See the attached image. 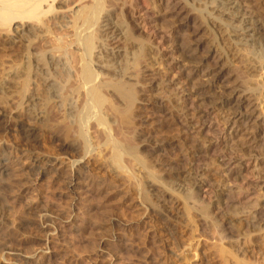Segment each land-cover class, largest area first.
Masks as SVG:
<instances>
[{
	"label": "rangeland",
	"instance_id": "rangeland-1",
	"mask_svg": "<svg viewBox=\"0 0 264 264\" xmlns=\"http://www.w3.org/2000/svg\"><path fill=\"white\" fill-rule=\"evenodd\" d=\"M242 1L253 7L264 37V0ZM124 2L111 10L139 58L130 61L128 78L115 81L129 82L135 92L130 120L120 113L127 102L122 105L116 91L114 106H104L111 110L108 126H97L83 119L81 102V116L47 106L34 121L22 109L28 92L0 89V167L7 168L0 173V264H225L226 235L233 264H264V67L249 74L244 58L230 61L217 32L183 0ZM0 49L3 80L16 52ZM190 49L197 61L186 57ZM202 57L214 75L208 82L200 74L205 67L196 65ZM112 106L122 108L116 113ZM35 157L60 163L37 176ZM190 191L195 202L187 198Z\"/></svg>",
	"mask_w": 264,
	"mask_h": 264
},
{
	"label": "bare ground",
	"instance_id": "bare-ground-1",
	"mask_svg": "<svg viewBox=\"0 0 264 264\" xmlns=\"http://www.w3.org/2000/svg\"><path fill=\"white\" fill-rule=\"evenodd\" d=\"M119 1L120 0H0V46L2 47V49L6 50L8 52L11 50H14V52H16L15 54L11 55V56L15 55L14 56L15 59L12 60L13 59L12 58L11 59L12 61L10 60L12 62L13 68H11V71L9 70V72H7L6 74H2V75H4V78L1 75L3 80L1 78H0V80L4 81V82H2V85L0 84L1 85L0 89L2 90L1 92L4 94L6 92L9 93L10 91H13V90H15L21 94L28 92L29 96L26 98V100L24 102V108H22V109H24V112H26L30 116L31 115H32V117L34 116V118H33L34 121H35V119L38 121V120H41L43 118V113H44L43 109L45 107L47 108V106H48V108H50V111L59 112V113L62 112L63 115H65V117L66 116L68 117L69 114H70V116L73 114V116L76 118V114L78 112L77 111L78 110L77 109V103L81 102V104H82L81 108H84V112L87 111L86 112L87 117L86 118L80 117V118L85 119L86 122H88L89 120L90 121L92 120L95 122V124L97 126H103L106 124L105 117L107 116L108 112L111 111L108 108H109V106L113 105L110 103V102H112L111 98H114V99L117 98V95L114 94L116 91V93L119 96L118 99L120 100V101L119 100L118 101L121 102V104L123 102L128 103V104L126 103V106L124 103L122 104L126 108L123 107V110H121L120 113H121L122 117L125 116V119L129 118V120H130V117H128V113L132 112V111H130V107L132 106L131 103L134 100L133 99L134 98V94H133L134 91H132V89L130 88L132 85L130 87H127L128 85H130V84H128L129 82L122 84V82L120 83V82H115V81L116 80L122 81L123 79L128 78V76H126V75L128 74L129 67H131L129 65L132 62H130V61H132V60L135 61L138 57L134 58V56H136L137 53L132 51V49H134V48H132V47L130 48L128 46V43H127L128 39L126 38V36L128 35V34L126 35L127 28H124L123 22H121V21H115L116 23L113 22L114 18H113V11L111 10V7L113 5L116 6V4L119 3ZM122 1H123V3H125L124 0H122ZM183 1L186 2V5L190 8V9L189 8L188 9L191 10V13L193 11V12H195V14L200 15L201 17L203 16L202 19L206 20V22L210 26V29H212V31H214V33H215V31L217 32V35L219 37V41H218L219 43L218 44H220L222 49L220 48V46H219V48L222 51H223V49L227 50L225 52V54L230 52L229 55L232 57L231 58L228 56L230 58V61H232V60L235 61L236 58H240V59L244 58L242 60H244V62L246 63V65H245L247 67L246 72L249 71V74H252L253 72H256V73L261 72L262 73L263 67H264L263 66L264 65V37H262L263 34L261 31H263V28H262L263 26H262V23L260 22V20L258 19V17L255 15V12L253 11L252 6H251L252 7L251 8L248 4L245 3L246 1L244 2L242 0H183ZM143 9H145V7H143ZM120 14H121V12H120ZM201 17H199V18H201ZM120 20H121V18H120ZM204 25H206V24H204ZM128 42H130V41H128ZM126 45L128 46V48H125V47H127ZM120 46L125 48V49L123 48L124 51L121 49ZM128 49H130V50H128ZM195 53H196V51H195ZM195 53L193 52V50L190 49L186 53L187 56L186 55L185 56L189 57V59L192 58V59L196 60L198 58V56L196 57ZM218 53L220 54V52H218ZM219 54H217V56ZM221 55H223V54H221ZM235 55H236V57H235ZM223 57H224V55H223ZM200 58H201V56L199 57V59ZM224 61L226 62V60H224ZM135 62H137V61H135ZM135 62H133V63H135ZM204 62H205V59L203 58V60L202 59L200 61L198 60V64L196 62V65H197V68L202 67V66L205 67V71L202 68L203 73H200V74H202L204 81H207V80L211 79L212 76H214V75H212V69L210 67L209 68L206 67L207 65L205 66V64L207 62L206 63H204ZM225 62H224V64H225ZM240 62H241V60H240ZM133 63H132V68L134 65ZM231 63H233V62H231ZM10 66L11 65H9V67ZM218 68H220V67H218ZM222 68H224V67H222ZM195 69H196V67H195ZM220 71H221V69H220ZM0 74H1V72H0ZM250 76H252V75H250ZM253 76H254V74H253ZM129 77H131V76H129ZM200 77H201V75H200ZM219 77H221V74L219 75ZM212 79H214V78H212ZM248 79H250V78H248ZM204 81H201V82H204ZM113 82H115V83H113ZM210 82H211V80H210ZM198 83H199V81H198ZM211 86H213V85H211ZM112 89H114V90H112ZM206 92H207V90H206ZM204 94L205 93H202L203 97H201L203 99L206 98V96H207V95L204 96ZM198 95H200V92H198ZM198 97H200V96H198ZM121 98L123 99V101ZM108 99H110V100H108ZM245 99H247V98H245ZM245 99L243 98V100H245ZM248 99L246 101H248ZM250 100H252V99H250ZM106 102L108 104L109 103L111 104L108 106V108L105 107L106 109L109 110V111H107L105 109V111H107V113L104 112V106H106L105 105ZM204 102H205V99H204ZM251 102H253V101H251ZM134 103H135V101H134ZM247 104H248V102H247ZM248 106H250L249 107L250 110L253 109L252 108L253 105H251V103ZM112 107H110V108L112 109V111L114 108V112H116L115 109L120 110L122 108V107L117 108V106H116V108L115 107L112 108ZM81 108L79 107L80 110L78 112V116L79 115L81 116V114H79L82 112L81 110H83ZM251 111H253V110H251ZM67 113H69V114L67 115ZM55 114L58 115L57 113H55ZM130 114H129V116H131ZM250 115H249V117H250ZM112 117H113V115H112ZM78 119H79V117H78ZM78 119H77V121H75V120L74 121L78 123V121L82 120V119H80V120H78ZM245 119H246V117H245ZM65 120H67V119H65ZM85 120H84V123H86ZM2 121H0V126L2 124ZM74 121H73L72 127L74 126ZM68 122H70V120ZM111 124H112V122H111ZM130 124H131V122H130ZM68 125H69V123H68ZM82 125H83V123H82ZM106 125L108 126V124H106ZM127 125H128V123H127ZM78 126L80 127V124H78ZM87 126H89V125L87 124ZM87 126L85 125V127H87ZM76 127H77V125H76ZM93 128H95V127H93ZM77 129H78V127H77ZM61 130L64 131L63 129H61ZM97 130H98V128H97ZM103 130H104V128H103ZM100 131H101V129H100ZM32 132H34L33 128H30L26 131L24 130L23 131L24 136H22V137H24L25 139L26 138L29 139V137L32 135ZM76 133H79V132L76 131ZM102 135H104L103 132H102ZM67 136H65V138ZM73 136H76V135H73ZM78 137H82V135L81 136L78 135L77 138ZM253 137H255V136H253ZM66 139H64V140H66ZM82 139H83V137H82ZM88 139H90V138H88ZM67 140H69V138ZM83 140L81 141L82 143H83ZM72 141H74V140H72ZM75 141H77V140H75ZM84 141H86V140H84ZM106 142H105V145H107ZM71 144H72V142H71ZM84 144H86V142ZM87 144H88V142H87ZM126 144H128V143H126ZM108 146H111V145H108ZM116 146H117V144L113 145L112 147H116ZM88 148H89V146H88ZM115 150H116V152L115 153L113 152L115 154V158L120 157L117 147ZM90 151H89V155H91ZM128 151H129L128 154H130L132 156L134 151L129 146L127 147V152ZM136 156H137V154H136ZM136 156L134 154L132 156L133 159H137L138 157L136 158ZM129 159L131 160V158H129ZM139 159H140V157H139ZM53 160H56V159H53ZM59 163L60 162H57V161H54L52 163L51 161H49V162L44 161L41 157H35L32 159L31 165H32V168L37 172V176L38 175L40 176V175H45V173L49 169L53 168V170H55L54 169L55 166ZM135 163H138V161ZM1 165L2 166L0 167V173L2 174V173H5L7 168L4 167L5 164H1ZM61 165H62V167L61 166L60 167L63 168L66 164L63 166V164L61 163ZM78 165L79 164L73 163V164H71V168H75ZM57 167H59V165ZM61 168H60V170H61ZM56 169H58V168H56ZM4 175L6 176V174H4ZM149 175H152V174H149ZM77 176L78 175H75V174L71 175V184L72 185H74L73 182L75 181ZM262 194H263V192H262ZM144 197L146 198V195ZM187 198L188 199L191 198V200H192L195 198V196H193L191 194V191H190V193L187 194ZM195 200H196V198H195ZM192 201L195 202L194 200H192ZM204 213H203V215H205ZM254 216L255 215H253L251 218H257ZM256 220L257 219H255V221ZM227 221H229V219ZM252 221L254 222V219ZM252 221L249 217L248 218L249 226L251 228H254L256 223H255V225L254 224L252 225ZM242 222H244V221H242ZM239 227H241V226H239ZM216 229H217V226H216ZM259 230H260V228H259ZM262 231L261 232L264 236V229ZM220 236H221V234H220ZM223 238L225 240H227L228 249H225V251H223L224 249L222 250V252L224 254L222 257H224L225 264H233L232 260H234V254L232 251V243H231L232 237H231V235L230 236L226 235V237L224 236ZM221 240L224 241L223 239H221ZM260 249H261V245H260ZM25 258L29 259V257H25ZM241 263L257 264V263H249L246 261L244 262L243 260H237V264H241Z\"/></svg>",
	"mask_w": 264,
	"mask_h": 264
}]
</instances>
